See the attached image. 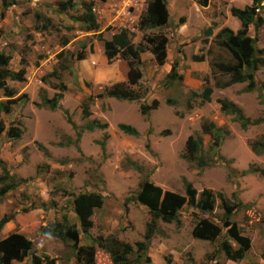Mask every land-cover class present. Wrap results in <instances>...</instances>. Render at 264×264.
I'll return each mask as SVG.
<instances>
[{"label": "rangeland", "instance_id": "obj_1", "mask_svg": "<svg viewBox=\"0 0 264 264\" xmlns=\"http://www.w3.org/2000/svg\"><path fill=\"white\" fill-rule=\"evenodd\" d=\"M90 1L13 0L7 9L0 2V53L10 55L13 72L20 69L22 58L26 60L25 81H6L13 90L12 111L0 114L5 127L18 124L23 130L18 140L8 139L5 133L0 136V176L5 166L14 182L20 180L15 190L0 199V217L18 212L24 222L15 223L11 233L22 231L34 237L33 251L48 255L55 264H77L70 240H43L33 234L64 215L68 225L80 229L73 198L86 192L100 194L103 206L94 211L93 227L88 237L80 235V245H94L95 264H108L96 241L110 237L134 246L151 220L147 208L132 199L139 184L148 178L163 192L184 196L186 181L198 194L208 189L231 203L234 199L242 203L231 221L250 240V250L242 261L228 263L216 251L221 241L228 240L225 230L214 242L192 237L197 216L217 222L215 218L222 214L217 200L210 215L185 206L178 225L158 220L147 252L149 264H264V153L256 154L249 147L264 136V123L242 130L217 102L234 103L251 122L264 120V66L255 73L253 90L248 82L227 86L230 75L216 67L234 64L217 39L225 28L234 34L241 29L231 8L255 7L264 22V0L259 6L253 0H208L206 7L200 0H165L168 22L145 30L139 20L150 0H112L113 8L106 0H92L100 10L98 14L91 10L98 28L87 31L84 20ZM61 2L72 6L61 10ZM122 30L135 47L147 48L139 55L142 78L133 87L140 96L136 101L97 97L105 87L127 81L128 65L121 55L109 64L104 54L93 49L94 43L99 46ZM247 36L256 40L257 56L264 59V23L258 29L250 26ZM162 46L165 55L159 61L152 50L158 48L160 53ZM80 55L84 59L78 60ZM173 67L176 75L171 77ZM207 87L212 93L210 102L204 103L201 96ZM59 95L56 109L51 110L43 98ZM6 100L0 91V102ZM154 100L158 108L143 116L140 106ZM97 122L107 128L85 129ZM121 123L138 135L123 134L118 128ZM204 123L214 125L210 135L202 132ZM189 136L201 140L198 156L205 166L197 167L196 160L183 157Z\"/></svg>", "mask_w": 264, "mask_h": 264}, {"label": "trees", "instance_id": "obj_2", "mask_svg": "<svg viewBox=\"0 0 264 264\" xmlns=\"http://www.w3.org/2000/svg\"><path fill=\"white\" fill-rule=\"evenodd\" d=\"M13 0H0L3 4V8L7 9ZM208 0H200L199 4L202 7L207 6ZM253 2L259 6L261 0H253ZM72 4L70 2H61L59 7L61 10H68ZM92 0L87 5L88 13L85 16L84 22L87 25V31L96 30L98 24L91 13ZM231 15L235 17L241 25V29L234 34L231 30L225 28L217 35L218 43L225 47L234 59V64H218L216 67L224 74H229L231 80L228 85L232 83H244L248 82L249 90H253L256 86L255 73L259 67L264 66V59L259 58L256 52V40L247 36V30L250 26L258 29L264 22L261 18L256 16L255 7H246L244 10L238 8H231ZM168 22V12L166 9L165 0H150L145 14L140 17L139 27L142 30L156 29L164 26ZM148 42H151L149 40ZM104 54L107 62L110 64L115 59L116 55H121V58L127 62V81L115 83L111 86L104 88L103 93L99 94L98 98L104 96L112 97L117 100L136 101L140 98L139 93L135 92L133 87L139 84L142 78V71L139 68L140 59L139 55L147 48H143L141 45L135 47L131 43L127 31H120L117 34L112 35L111 39L104 40ZM162 45V43L160 44ZM158 52V48L152 53L157 56L159 61L162 60L165 52L163 46ZM84 59L83 56H79L78 60ZM11 57L8 54L0 53V91L8 99L5 102H0V114H10L12 106L15 104V100H10L13 95V90L6 84L8 79L18 82L25 81L26 74V60L24 58L20 61V69L17 72L10 70ZM176 75L173 67L171 71V77ZM212 93L211 88H204L202 91V101L204 103L210 102V95ZM57 98L47 99L43 98L45 104L54 110L57 107ZM220 105V109L223 113L233 116L235 122L240 125L242 130H247L250 125H259L264 123V120H256L251 122L246 118L242 110L234 103L222 99L217 101ZM158 108V101L154 100L150 105L143 104L140 106V111L143 116L149 115L150 111ZM85 115H89L86 108L83 109ZM69 121V119H68ZM107 128V124L92 123L87 124L85 129L87 131H93L94 129L104 130ZM119 130L128 136L135 137L138 135L137 131L127 125L118 124ZM214 125L212 123H204L202 125V132L210 135ZM5 133L8 139L18 140L23 134V130L20 126L10 124L5 127L4 121L0 118V136ZM80 133H78V138ZM104 142L101 144L102 150H104ZM215 146L220 147V139L215 140ZM40 150L45 154V149L39 146ZM147 149L149 145L147 144ZM249 147L256 154L264 153V136L260 140L250 142ZM202 143L201 140L193 136H189L185 143L183 157L189 161L196 160L197 167L205 166L201 156L198 154L201 152ZM137 171L141 172L142 169L139 165H134ZM20 180L16 183L9 175L8 170L3 166V175L0 176V199L6 196L9 192L15 190L19 185ZM185 195H179L174 192H163L158 186L151 183L148 178H145L139 184V190L132 198L139 205L147 208L151 220L146 224V229L141 241H138L134 246L129 243L121 242L116 238H107L104 241H96L97 246L105 251L108 264H142L150 263V258L147 256L148 248L153 235L157 230V221L161 220L165 223L179 224L180 210L187 206L193 210L201 211L203 213L212 214L216 207V201L219 200V206L222 210L220 217H216L214 220L207 218L200 219L197 216L196 224L192 229L191 235L194 239L199 241L214 242L221 237L222 229L225 230V235L228 240H223L218 244L217 256L222 254L227 261L240 262L242 261L247 252L250 250V240L243 236L238 224L232 222L231 219L236 212H239L242 208V203L238 199H234L231 203L221 193H215L211 190L204 189L201 193L193 188V186L186 181L183 182ZM103 197L95 192L80 193L73 198L72 207L75 217L78 219L79 227L76 225H68L67 216H63L61 221H55L49 226H41L38 228V233L43 237H55L62 242L66 243V240L72 242V249H74V258L77 264H95L96 249L94 245L82 246L80 245V235L88 237L89 231L93 227L92 216L96 209L103 206ZM245 212V211H244ZM195 218V213L193 214ZM13 218V215H4L0 218V230L3 226ZM35 238L27 237L19 232H13L4 239L0 240V264H13L22 263L26 258H30L31 264H55V260L48 255L39 256L33 251ZM229 240H232L236 247H234ZM135 247V252H134ZM216 256V258H217ZM264 258V252L262 254ZM97 260V257H96ZM169 262V260H167ZM216 263V261H215ZM217 264V263H216Z\"/></svg>", "mask_w": 264, "mask_h": 264}, {"label": "crops", "instance_id": "obj_3", "mask_svg": "<svg viewBox=\"0 0 264 264\" xmlns=\"http://www.w3.org/2000/svg\"><path fill=\"white\" fill-rule=\"evenodd\" d=\"M98 44L97 43H94V46H93V49H94V52L96 51H98V52H100L101 54H104V44H103V42L101 43L100 42V45L99 46H97ZM104 56H105V54H104ZM13 215V218L8 222V223H6L4 226H3V228L0 230V233H1V231L2 232H4L5 234H2V236H3V239L5 238V237H7L9 234H11V228L15 225V223H20V220H21V222H24L21 218H20V214H18V212L15 214V213H13L12 214ZM3 217V216H2ZM2 217H0V218H2ZM26 222V221H25ZM21 224V223H20ZM18 232V231H17ZM13 233V232H12ZM19 233H21V234H23V235H25V236H27V237H30L29 236V234H26V233H24V232H22V231H19ZM41 235V234H39L38 233V229H37V232L36 233H34L33 235ZM47 238H53V237H43L42 236V239L43 240H45V239H47ZM55 238V237H54ZM57 239V238H56ZM2 240V239H1ZM29 258H26L25 259V261L24 262H22V263H13V264H29ZM226 262H230V261H227L226 260ZM231 263H234V262H231Z\"/></svg>", "mask_w": 264, "mask_h": 264}, {"label": "built area", "instance_id": "obj_4", "mask_svg": "<svg viewBox=\"0 0 264 264\" xmlns=\"http://www.w3.org/2000/svg\"><path fill=\"white\" fill-rule=\"evenodd\" d=\"M106 1L108 2L109 7L110 8H113V4L111 3L112 0H106ZM91 10H92V13L93 14H95V13L98 14V12L100 11L99 8H97L96 6H92V9Z\"/></svg>", "mask_w": 264, "mask_h": 264}]
</instances>
